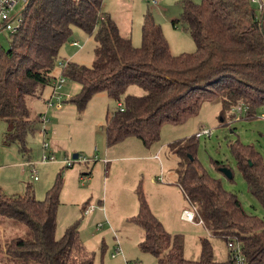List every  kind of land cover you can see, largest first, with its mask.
Listing matches in <instances>:
<instances>
[{
  "label": "trees",
  "instance_id": "obj_1",
  "mask_svg": "<svg viewBox=\"0 0 264 264\" xmlns=\"http://www.w3.org/2000/svg\"><path fill=\"white\" fill-rule=\"evenodd\" d=\"M101 5L102 0H29L20 11L15 32L6 36L8 47L0 43V121L7 125L3 139L14 143L22 155L28 150L25 138L37 121L28 100L55 78L52 71L59 50L73 28L92 36L94 48L90 65L64 63L61 75L79 85L67 102L82 110L91 95L104 92L120 103L105 114L102 129L107 146L131 136L144 145L157 141L162 124H177L195 115L204 101H219L223 113L245 107L239 113L246 118L264 107V11L255 1L183 0L179 17L171 23H179L190 34L195 50L177 55L171 54L150 13L143 15L140 42L134 46ZM129 86L141 93L127 92ZM196 139L194 135L170 143L180 166L175 183L195 208L194 222L225 243L226 260L214 259L208 237L199 239L196 259L185 258L181 237L165 230L137 186L138 209L128 220L143 232L140 250L157 264H236L228 247L233 243L243 264H264V219L245 211L236 194L204 170L196 157ZM229 150L248 193L264 209L260 154L238 141ZM61 185L58 174L41 200L28 187L22 194L0 191L1 262L93 264V253L81 242L77 221L55 236Z\"/></svg>",
  "mask_w": 264,
  "mask_h": 264
},
{
  "label": "rangeland",
  "instance_id": "obj_2",
  "mask_svg": "<svg viewBox=\"0 0 264 264\" xmlns=\"http://www.w3.org/2000/svg\"><path fill=\"white\" fill-rule=\"evenodd\" d=\"M150 1H156L158 5L153 7L149 4ZM182 1L102 0L101 11L109 15L122 36L129 37L131 43L134 42L137 46L140 42L143 15L150 13L154 22L160 25L171 54L177 55L195 50L190 34L179 23H176V26L171 23L179 17ZM19 9L17 4L13 12ZM6 36L9 37L6 32H0L2 48L8 47ZM70 40L81 45L74 61L90 65L93 60V37L73 28ZM75 49L69 46V42L65 43L61 48L59 57L62 59H58V64L65 62L64 58L69 57ZM78 90L79 85L68 80L67 84L63 85L61 93L66 94V91V95L71 97ZM127 92L140 93V89L129 86ZM45 95L46 92L43 97ZM27 105L30 107L29 100ZM116 106L117 102L109 100L104 92H98L90 96L82 110H77L70 102L63 103L62 108L57 111L48 109L46 125L37 122L35 132L25 138L28 148L25 157L13 143L4 141L2 133L5 131V123L0 121L1 193L22 194L27 184V187L32 189L34 198L41 200L58 174H61L62 185L56 211V237L60 236L70 223L77 221L80 240L85 248L93 253V264H157L152 255L140 250L138 246L141 239L140 227L124 229L121 226L123 221H119V218L125 210V201L129 195L136 198L135 189L139 186L147 203L151 200L156 201L157 207L165 210L166 216L170 215L171 205L162 201V198H174V189L170 190L168 187V190L162 191L161 188L164 187L161 184L174 181L180 167L178 157L170 148V143L194 136L200 129H207L210 130L209 136L201 135L196 139V157L202 167L211 177L218 179L224 189L236 194L245 211L264 219V209L248 193L229 150V145L235 141L242 145H250L254 152L260 154L264 164V119L259 117L260 114H264V107L257 109L254 117L246 118L244 113L235 110L223 113L217 100L204 101L195 115L177 124H162L157 141L144 145L139 139L131 136L118 145L106 147L103 129L100 127L104 125L106 111L110 112ZM31 107L32 117L45 112L42 99L37 100ZM43 127L47 129V133L41 135ZM43 142L52 154L53 159L50 162H41ZM122 144H125V150L121 147ZM73 154L86 161H72ZM116 156H125V159L111 162L110 159ZM26 157L36 164L37 181H33L27 173L21 174L23 169L21 165L25 163ZM103 158L109 163L107 168L101 162ZM66 161L72 162L70 167L66 166ZM221 168L226 169L230 175L227 176L220 171ZM89 171L90 177L86 178ZM44 183L46 184L43 188ZM176 194L180 198L181 193ZM85 205L89 209L92 207L93 212L89 213L83 209ZM188 207L189 205L183 201L182 208ZM103 215L111 219L114 225L104 223L95 231V225L105 220ZM169 229L170 234L181 237L185 258L196 259L199 239L208 237L212 244L214 259L217 262L226 260L225 243L210 237L202 225L194 222L178 224L171 222ZM117 243L122 255L118 253L117 256L111 257ZM0 264L4 263L0 261Z\"/></svg>",
  "mask_w": 264,
  "mask_h": 264
},
{
  "label": "crops",
  "instance_id": "obj_3",
  "mask_svg": "<svg viewBox=\"0 0 264 264\" xmlns=\"http://www.w3.org/2000/svg\"><path fill=\"white\" fill-rule=\"evenodd\" d=\"M156 2V1H155ZM149 4L151 5V6H153V7H156L158 4H157V2L155 3V4H152V3H150L149 2ZM7 34H9L8 32H6ZM69 46L70 47H74V48H76L75 49V52H73L69 57H65L64 59H65V62L66 61H74L75 60V58H76V55L77 54H79V49H80V47H81V45H79L78 43H77V41H73V40H70L69 39ZM67 43V42H66ZM73 43H76V44H73ZM133 45L134 46H137L136 45V43H134L133 42ZM92 46H93V48H94V42H92ZM63 47V46H62ZM61 47V48H62ZM61 48H60V50H59V54H58V59H62V58H60L59 57V55H60V51H61ZM92 54H93V51H92ZM64 61L63 62H61L60 64H58V60L56 61V63H55V66H54V68H53V71H52V73H53V76L55 77V78H58V77H62V78H64V80H63V82L61 83V86L59 87V89H58V93H59V97H55V101L57 102V101H60V103H59V106L58 107H56V105H52V106H47L46 105V100L49 98V96L51 95V93H52V86H51V82H52V80H54V79H52L51 81H50V83H48L47 85H45L43 88H42V90L40 91V93L36 96V97H33V98H30L29 99V109H31L32 107V104L33 103H36V101L37 100H39V99H42V101H43V104H44V106H45V112L43 113V114H45V116H46V111L48 110V109H56V111L57 110H60L61 108H62V104L63 103H68L67 102V98L69 97L68 95H66L67 94V92L65 91V93L66 94H64V93H61V90H62V88H63V85L66 83L67 84V82H68V80L65 78V77H63L62 75H61V69H62V67L64 66V63H65ZM44 92H46V95H45V97H43L44 96ZM131 93V92H130ZM140 93H141V90H140ZM140 93H134V94H140ZM95 94H97V93H95ZM95 94H93V95H95ZM92 96V95H91ZM110 100V99H109ZM112 101V100H111ZM120 103H117V105H119ZM106 113H107V111H106ZM105 113V114H106ZM32 115V114H31ZM40 115H42V114H39L37 117H33V118H37V121H36V123L37 122H40V119H39V116ZM47 118V117H46ZM2 122V121H1ZM48 122V119H47V121H46V123ZM35 123V124H36ZM46 123H44L43 124V126L44 125H46ZM35 124H34V131H33V133L35 132V129H36V127H35ZM100 128H102V126L100 127ZM6 129H7V125L5 124V131H6ZM4 131V132H5ZM3 132V133H4ZM3 133H2V136H3ZM33 133H31V134H33ZM41 135H44V134H46L47 133V129H45V127H43L42 129H41ZM44 139V138H43ZM121 141H125L124 139L123 140H121ZM120 141V142H121ZM120 142H117V143H115L116 145H118V143H120ZM43 143H45V142H43ZM125 143V142H124ZM14 144V143H13ZM115 144H113V145H115ZM15 145V144H14ZM113 145H111V146H113ZM16 146V145H15ZM105 146L106 147H110V146H107L106 145V143H105ZM104 146V147H105ZM17 147V146H16ZM124 150H125V144H122V146H121ZM95 149V148H94ZM93 149V150H94ZM97 149V148H96ZM20 153V152H19ZM106 153H108V150H106ZM21 154V153H20ZM42 154H48V155H51L52 156V154L47 150V145H46V147L45 148H43V146H42ZM22 155V154H21ZM22 156H27V154H25V155H22ZM42 156V155H41ZM26 159V161H25V163H23L21 166H22V168L23 169H21V174L23 175L24 173H27V174H29V176H30V178L33 180V181H37L38 180V177H37V171H36V164H34L33 162H31L27 157L25 158ZM122 159H125V156H120V157H118V156H116V157H112L110 160H112L111 162H118V161H120V160H122ZM71 160L72 161H74V160H78V162H83V161H81V160H79V157H78V155H77V157L75 158V159H73L72 157H71ZM51 160H46V161H43V162H50ZM86 161V160H85ZM42 162V161H41ZM67 162V161H66ZM65 162V163H66ZM101 162L105 165V168H107V165L109 164L108 163V161H106V159L105 158H103L102 160H101ZM72 163V162H71ZM67 167H70L71 166V164L70 165H66ZM31 167H33L34 168V170H35V175H36V179H33L32 178V175H31V171H30V169H31ZM25 168V169H24ZM86 178H89L90 177V171L88 172V173H86V176H85ZM176 177V176H175ZM159 178V177H158ZM175 181H176V179L174 180V181H170V182H168V183H162L161 184V186L162 187H164V188H161L162 189V191L163 190H168V189H174V198H169V199H167V198H162V201H164L165 203H167L168 205H171L170 207V209H171V211H172V213L170 214V215H168V216H166V211L165 210H163V209H160V208H158L157 207V205H156V201H154V200H151V201H149L147 204H149V209L151 210V212L161 221V223H162V225H163V227L165 228V230L168 232V230H170L169 228H170V224H171V222H176V224H178L179 222H186V221H184V220H182L181 218H180V214H181V212H182V210L184 209V208H182V202L184 201V202H186V203H188L186 200H185V197H184V195L182 194V192H181V190H180V188L176 185V183H175ZM45 184L46 183H44L43 184V188H44V186H45ZM27 187V184L25 185V188ZM169 187V188H168ZM31 188V187H30ZM168 188V189H167ZM25 190V189H24ZM31 192H32V195H33V191H32V189L30 190ZM181 193V195H180V198H178L177 197V194L176 193H179V192ZM179 195V194H178ZM34 196V195H33ZM134 196V195H133ZM133 199H135L136 200V203H135V200H133ZM83 209H85V210H87V212H89V213H92L93 211H92V207H91V209L89 210V208L85 205V206H83L82 207ZM99 208H101V209H103V207H99ZM100 209V210H101ZM137 209H138V203H137V198H132L130 195H129V197L126 199V201H125V210L123 211V215L119 218V221H123V224L121 223V226L124 228V229H126V228H134V227H138L139 228V226H137V225H135L134 223H132V222H130L128 219L131 217V216H133L136 212H137ZM165 216V217H164ZM166 218V219H165ZM103 219H105L104 221H103V223H101V227L104 225V223H106V225H108V222L109 223H111V224H113L114 225V223H113V221L111 220V219H109L107 216L105 217L104 215H103ZM187 223H189V222H187ZM195 223V222H194ZM198 224H200V223H198ZM97 225V224H96ZM95 225V226H96ZM124 225V226H123ZM100 227V228H101ZM99 228V229H100ZM140 229V231H141V239H142V236H143V232H142V230H141V228H139ZM95 231H98V230H96V228H95ZM140 239V240H141ZM118 244V243H117ZM120 247V246H119ZM118 255V254H117ZM117 255H115V256H117ZM122 255V253L120 254V256ZM115 256H111V257H115Z\"/></svg>",
  "mask_w": 264,
  "mask_h": 264
},
{
  "label": "built area",
  "instance_id": "obj_4",
  "mask_svg": "<svg viewBox=\"0 0 264 264\" xmlns=\"http://www.w3.org/2000/svg\"><path fill=\"white\" fill-rule=\"evenodd\" d=\"M29 0H0V32H8V33H13L15 32L16 28L19 25L20 22V11L22 9V7L25 6V4L28 2ZM255 1L258 5V8L260 10L264 11V1L261 0H252ZM150 3L155 4V1H150ZM19 4V10H17L16 12H13L14 7ZM76 44V43H73ZM64 78L62 77H58L55 78L54 80H52L51 82V86H52V93L49 96V98L46 100V105L47 106H52V105H56V107L59 106L60 101H55V97H59V93H58V89L61 86V83L63 82ZM235 110L237 112H243L245 111V107H241V106H237L235 107ZM260 118L264 119V114H260L259 115ZM40 122L42 124L46 123L47 118L45 116V114H42L39 116ZM201 135H206L209 136L210 135V130L207 129H200L197 134L196 137H199ZM43 148L46 147V143H43ZM53 157L51 155L48 154H42L41 156V161H46V160H52ZM79 160L81 161H85L84 158H80ZM71 161H67L66 165H70ZM31 171V175L33 179H36V175H35V170L33 167H31L30 169ZM91 209V208H90ZM89 209V210H90ZM195 208L192 205H189L188 209H183L181 214H180V218L186 222H194V218H195ZM101 227V223H97L96 225V229H99ZM228 247L232 250L233 252V258L235 260L236 264H243V257L240 254V250L238 248V246L236 244L233 243H228ZM118 253H120V247L118 244H116L114 246V253L111 254V256H115Z\"/></svg>",
  "mask_w": 264,
  "mask_h": 264
},
{
  "label": "water",
  "instance_id": "obj_5",
  "mask_svg": "<svg viewBox=\"0 0 264 264\" xmlns=\"http://www.w3.org/2000/svg\"><path fill=\"white\" fill-rule=\"evenodd\" d=\"M76 157H77V154H73V155H72V158H73V159H75ZM220 171H222V172L225 173L227 176H229V172H228L226 169L221 168Z\"/></svg>",
  "mask_w": 264,
  "mask_h": 264
}]
</instances>
